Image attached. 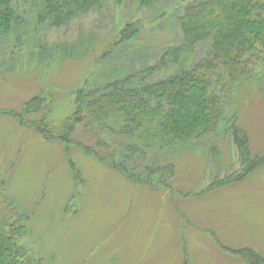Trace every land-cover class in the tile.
Listing matches in <instances>:
<instances>
[{
    "label": "rangeland",
    "instance_id": "1",
    "mask_svg": "<svg viewBox=\"0 0 264 264\" xmlns=\"http://www.w3.org/2000/svg\"><path fill=\"white\" fill-rule=\"evenodd\" d=\"M173 2L158 0L151 9L134 0L122 8L105 4L62 28L34 23L19 0L27 19L17 31L21 45L11 43L15 35L0 41V190L9 209L0 219L24 227L18 243L44 264H248L221 247L249 248L264 257V165L255 162L245 172L246 159L231 141L228 122L219 127L222 132L175 154L174 176L165 177L170 192L133 183L87 155L79 145L94 144L89 129L78 126L66 145L5 113L48 95L47 122L59 133L85 80L112 69L120 78L180 42ZM130 20L141 22V34L98 59ZM194 54L191 62L200 59V48ZM244 82L233 105L235 120L256 158L264 155V79L252 87ZM97 137L113 148L119 141L114 130Z\"/></svg>",
    "mask_w": 264,
    "mask_h": 264
},
{
    "label": "trees",
    "instance_id": "2",
    "mask_svg": "<svg viewBox=\"0 0 264 264\" xmlns=\"http://www.w3.org/2000/svg\"><path fill=\"white\" fill-rule=\"evenodd\" d=\"M32 1L22 0L20 5L30 8L28 16L34 23L62 28L80 16L100 11L105 4L122 8L128 2L36 0L32 5ZM134 1L139 7L151 9L158 0ZM176 1L178 10L171 16L174 15L180 42L164 46L149 65L129 70L120 78L112 69L102 78L85 80L74 93L73 112L57 127L59 133L47 122L45 111L51 102L48 95L38 94L18 110L5 113L17 119L20 126L35 129L44 139L66 145L73 142L78 126L91 130L96 134L94 144H78L84 152L120 171L131 182L148 187L171 189L166 178L171 180L174 176L175 154L187 143L222 132L219 127L226 128L227 122L232 143L246 159L245 172L255 162L264 165V155L253 158L249 154L248 137L236 123L233 106L244 81L252 87L264 79V0H174L173 3ZM20 5L19 0H0V41L15 35L10 38L17 48L21 45L17 31L27 21ZM141 28L138 20L127 22L117 33V39L97 58L106 60L118 44L134 41ZM196 48L201 50L200 59L191 62ZM163 74L167 77H160ZM32 114L40 119L29 120L27 116ZM113 130L119 139L114 148L97 137ZM73 172L75 176L77 171ZM3 185L0 178V189ZM6 201L0 190V212L5 215L9 213ZM10 220L6 223L8 227ZM5 221L3 225L0 219V264H44V259L31 257L18 243L24 227L11 225L7 230ZM221 249L248 264H264V257L252 249Z\"/></svg>",
    "mask_w": 264,
    "mask_h": 264
}]
</instances>
